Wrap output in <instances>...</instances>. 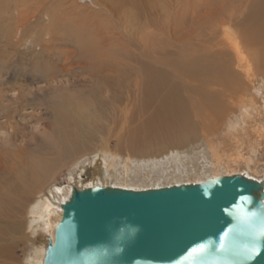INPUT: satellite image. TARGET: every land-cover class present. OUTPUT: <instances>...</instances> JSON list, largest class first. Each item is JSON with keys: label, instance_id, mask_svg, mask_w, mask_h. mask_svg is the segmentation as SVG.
I'll use <instances>...</instances> for the list:
<instances>
[{"label": "bare ground", "instance_id": "obj_1", "mask_svg": "<svg viewBox=\"0 0 264 264\" xmlns=\"http://www.w3.org/2000/svg\"><path fill=\"white\" fill-rule=\"evenodd\" d=\"M88 1L93 2V0H88ZM149 1L153 6L150 7L152 12L149 13V10L147 9L146 11L148 13L146 14L144 13L140 16L137 13L136 8H133L131 10L130 9L127 10V8H125L126 11H123L124 14L121 17L119 15L120 19L118 20L117 28H121L123 30L122 27H124V30L132 29V31L137 32L136 35L138 36V44L140 45L141 48L140 56L144 58L147 53L148 56L152 55L153 59L155 60L154 62L155 65H161L167 67L171 71V73L174 74L175 78L180 81L182 86L172 81L171 79H174V77H172V75L169 73L168 75V74H164L161 71L152 70L154 66H152L153 67L152 69L145 68L144 64L146 62L142 65L144 66V69H142L139 74L138 73L134 74L133 68L132 69L129 68L128 70L125 71L122 70L121 67H119L120 64H118V62H116L115 65L111 63L112 65L109 66L107 64L108 60L106 61V59L107 58L111 59L113 57V53L116 51L118 52V50L120 49L119 47L118 50L116 49L118 43H116L115 41L116 39L113 38V36H115L114 35L115 33L113 35L111 33L106 38H104L106 35L104 37L102 36L99 37L100 31L101 30L103 31L104 29L100 30V28L98 27L99 29H95V31H93L92 29L96 27V25L93 24L94 21L89 22V20L84 21L83 19H82L83 21L80 19L83 23L81 21L80 22L75 21L77 23L73 24L72 26L73 29H71L73 31L70 32H68L67 30L66 31L68 32L67 34L69 37H74L76 39V40L74 39L75 40L74 45L78 44L77 46L79 47V53H77L76 55L75 53L73 54V52L66 53L65 62L66 64L69 63L70 66L63 67L61 72L67 74L68 72H71L72 69H76L78 67L79 70L87 71L86 75L88 77V80H90L91 83L97 85V89L99 91L98 92L99 98L101 99V102L104 105L103 111L106 116L104 117L91 116L85 119H80L78 113H75L76 115L74 117L78 119L76 120L72 119L71 122L66 121L64 117L60 119L58 116L55 120L61 121L62 126H71L73 128L72 132L68 130L67 133H71L72 135L81 137L83 133L89 134L87 133V131L94 130V132H97L99 141L106 144V139L103 138L104 134L99 133L98 130L100 129L101 126L103 127L104 123H107L109 121L110 122L120 121V117H117L122 112L118 110V108H120V106L123 104L120 98V95H122L123 92L121 93L120 90L128 89L131 86L132 82H134L135 84V85L133 84L135 87V90H133L134 94H137V96L135 95L134 98L139 97L138 99H140L141 101L140 104L143 103L142 110L147 108L148 103L146 102H150L155 99H160L159 104L156 105L154 111H155V117L159 120V123H161L162 126L170 125L167 124L168 119L170 117H177V116L181 117L180 126L187 125V121L185 120V117H183L182 115L186 114L187 108L190 104L194 118L200 120L201 131L202 132L205 130L210 131V128H215V126L212 127L213 123H209V122H208L209 124L206 123V121H209V116H210L207 112L208 111L207 109L209 108V104H211L212 106L217 101L219 102L220 106L226 107L227 105L223 104V99L224 98L229 99L230 98L229 93H231V91H235L236 93L237 90L241 87L239 80V76L241 77V73L243 74V78H246V80H249L250 76L254 77L255 75L252 74L253 71L251 69L253 68H251V65H249V61H248L249 58L248 60L246 59L244 51L242 50V48H240V46L245 47L246 45V47L250 50V52L252 50L251 55L256 60L257 62L256 66L260 70L261 72L260 74H262V78L264 79V0H255L253 2V7H251L247 12V14H245L246 16L244 17V20H242V24L240 26L241 27L240 31L242 35V44L233 43V42L231 43L230 47H232L236 59L233 61L234 63L231 62L230 59H227L229 55L227 52L224 51L225 44L223 41H221V37L219 40L217 36L214 35V30L218 28V26L220 28V24L230 22L232 20L233 15L237 11H240L237 10V8H236L237 11L234 13L232 12V10L229 11L228 7L230 5L229 6L226 5V1L228 0H217V1L215 0V6L217 7V9L214 13L213 11L210 10L206 11L205 13H202L200 11L201 13H199L197 9L198 7H200V3L202 2L198 0L197 2H195L194 0L195 2L194 4L192 0L191 1L190 0H149ZM205 1L208 2L207 0ZM132 3L137 7V4L134 3V1H132ZM119 5L120 4H118V6ZM104 12H106L111 17H113V15H118L119 13H121L120 9L118 10V7H115L114 5L112 6V8L110 7V9L104 8ZM58 13L64 15L65 12L64 13L58 12ZM101 13L103 14V12ZM101 13L99 12V15ZM239 17L241 18V16L238 15L236 19H238ZM91 20L94 19L92 18ZM65 23L66 22H64L63 24L65 25ZM99 23L100 21L98 22V24ZM114 23L117 22L114 21ZM58 24L60 25V23ZM235 25L236 24H234V26ZM111 28L114 29L113 27ZM151 28L153 29L158 28L156 30L161 31L160 37L162 38L167 34L168 38L166 39L168 41L163 40L162 38L161 39L154 38V34H152L151 32L149 33V30ZM88 32L89 35H87ZM105 32L106 30L104 31V33ZM131 33L132 32H130L129 35H131ZM156 33L158 34L159 32L157 31ZM236 35L237 34H235V36ZM174 36H178V37H174ZM120 44L121 43H119V45ZM175 44H176L175 48L177 49L176 59L171 60L165 58L162 62L161 60L159 59L157 60L155 58V56L166 54L169 48H172V46ZM66 46L67 45H65V48ZM126 46H128V44ZM112 49H115L116 51L114 50L113 52ZM137 52H139V50ZM173 52L175 51L173 50ZM231 56L232 55H230V57ZM73 58L76 59V62H71V59ZM66 64L64 66H68ZM123 64H125V62ZM123 64H121L120 66H122ZM98 65L99 68H97ZM125 65H127V63ZM87 67H89V69ZM127 73H129L130 75L125 76ZM258 77L259 76H257V78ZM246 80H245L246 83L244 84L247 85ZM248 82L250 83L251 81ZM261 83H263L261 84L262 86L260 85L258 89L257 88L254 89L256 94L255 96L260 95L261 97V94L264 95V80ZM47 87L49 88L50 85H48ZM181 91L185 92V94L188 96L187 99H184V97L181 96ZM128 92L131 91L128 90L126 94ZM237 94L238 93H236L235 95ZM195 95H201L202 97H204L202 102H199L197 98L194 97ZM232 95L233 94L231 93L230 96ZM255 96L252 98L250 95V98H248L250 99V102L249 101L247 103L243 102L242 106L240 104L241 102L238 101L239 109H236L235 111L239 112V116L236 119L233 118V120L229 119L230 122L228 124L226 123L227 124L225 126L226 132L224 135L226 137V141L230 143L234 149L233 151L234 153H231L230 155L227 156L225 155L227 159H222L218 154V150L216 146L214 147V144L216 142L218 141L220 142L224 139V138L222 139V137H218L221 133L219 129L216 130L217 134L214 135L215 136L214 138H217V140H215L216 142L213 140L209 141L210 139L213 138L212 135L210 134L209 136L205 135L207 137L206 140L204 141L206 147L202 151L194 153V155L188 154L185 156H180L174 154V151H172L171 153H168L166 157L163 159L158 157L150 158L148 157L149 154H147L148 158H139V157H144V155L146 156L147 152L145 151H147V149H145L142 146L137 147V148H141L139 150L135 149V151H140L141 154V155H137L130 152L132 151V149L131 147H129L130 150H128L127 148L126 150H128V152L130 153V155L128 156L130 157V159L129 158L125 159L124 161L126 162L124 164L121 162L123 164L121 166L120 162L118 161V158H116L118 156L110 158V156H107V152H106L107 150L105 149L102 150V152L105 157L104 160H106V162L108 161L107 163L109 170L107 171L105 170L106 171L105 174L103 173L101 168L96 183H91L87 185V187L85 188H77V189L78 190L89 189L92 187L99 186V187H113V188L141 191V190H147L153 188L158 189V188L178 186V185L199 184L207 181L208 179H215L223 176L232 177L236 175H243L249 179H253L258 182L262 181L264 184V102L260 105L259 103H257L258 101H256L258 97L256 98ZM32 97L33 94L30 91L26 92V90L22 88H18L17 90L7 89V91L0 90V118L3 120L2 122H0L1 145H7L8 147L9 146L11 147L12 144L16 145V143L20 144L22 142L20 137L26 138L25 135L26 133L24 129L21 128V124L19 125V120L17 118L18 117L19 119L21 118L20 116L22 112L23 114H25L27 112L26 110L32 109L29 107L30 105L32 106L31 104V100L33 99ZM238 97L239 96L237 95V98ZM233 98L236 99L235 96ZM129 100H132L130 94L127 97L128 102ZM136 100L137 99H134V102ZM231 102L232 101H230V104L233 105V102L235 103L236 101H233L232 103ZM125 103L127 104V102ZM233 106H235V104ZM127 107L128 106H125L124 110H128ZM216 109L217 108H215V110ZM216 111L217 113L218 111L219 113H222L221 108H218ZM232 112H234V110ZM122 113H126V112H122ZM125 118H126V114L124 115V118H122L123 124H125L126 122ZM124 128L125 126L122 127L121 130H124ZM79 130H81L83 133ZM188 132L194 133L192 129H188ZM108 134L110 133H107L106 135ZM135 134L136 133L133 131V133H131V136L129 138L131 143L128 144L131 146H134L133 140ZM189 134L190 133L183 135L184 142L186 144L191 142L190 139H188ZM59 136L60 138L56 140L57 142L56 146L57 148H59V153H58L59 155L57 159L60 160L62 157H64V154L67 156L68 154L74 152V150L70 148L72 144L67 142V140L73 142L74 139L77 140L78 138L72 139L68 135L66 138H64V136H61L60 133ZM201 136L204 135L202 134ZM63 142L66 143L61 146L58 145V144H62ZM181 143H183L182 140L178 141L177 144L175 145L179 146ZM223 143L224 140L220 142L217 147L219 148V146L222 145ZM170 144L174 145L173 143ZM40 150L41 151L38 153L39 155L38 157L33 156L32 158H30V161L27 160L23 161L24 154L21 153L25 152L24 146L23 149H21L19 152H14L8 148L0 149V175H3L1 178L4 177V174H10L9 177L5 176L4 178L7 180H5L3 184H0V196H5L7 194L9 200L11 194H14L16 197L17 194L20 196L21 191H23L28 186V190L29 189L39 190L38 192L36 191L34 194L35 196H33V198L34 199L36 198V200L39 198L36 196L38 194L40 195V191L42 190L44 184L51 183L53 176L56 175V173L58 172V171L56 172V170L54 169L55 166L53 165V163L50 162L51 158L48 159L47 157L42 155V152H44L46 156L48 152L51 154L54 153L55 148L49 147L48 149V148L40 147ZM94 150L96 151L97 148ZM153 159L154 160L158 159L159 161L158 162L150 161ZM5 163H9V164H5ZM105 165L107 166V164ZM72 189L73 187H70V184H67L65 186H59L55 188L54 191L51 193L52 201L49 200L48 198H44V199L39 198L36 205L34 203V205L31 206V208H29L28 215L30 216L31 219L30 221L31 224L30 223L29 224L31 225L30 228L32 227L31 229L32 234H36L37 230H39V228L41 227L42 232L46 236V244L43 245L42 247H38V248L35 247L36 251L33 252L30 256H28L27 259H25L26 262L25 264H42L44 257V250L46 248L47 241L48 239L53 240L55 228L61 220L62 210L60 206L64 204L66 201H68ZM33 240L34 239L31 238L30 242Z\"/></svg>", "mask_w": 264, "mask_h": 264}, {"label": "rangeland", "instance_id": "obj_2", "mask_svg": "<svg viewBox=\"0 0 264 264\" xmlns=\"http://www.w3.org/2000/svg\"><path fill=\"white\" fill-rule=\"evenodd\" d=\"M132 1H134V3L137 4V7L132 3ZM198 1L202 2L200 3V7H198L197 9L199 13L201 12L205 13L208 10L213 11L214 13L217 9V7L215 6V0H207L208 2H206L205 0L204 2L203 0H198ZM254 1L255 0L226 1V5L231 6V7L226 6L228 7L229 11L232 10V12L234 13L237 10H240L241 12L237 11L235 13L236 16L235 14L233 15L232 17L233 21L232 20L230 21L232 23L226 21L228 23L220 24V28L218 26V28L214 30V35L217 36L219 40L221 37V41L224 42L225 44L224 51L228 53L229 56L227 59H230L231 62L236 60L232 47H230L231 43L233 42V43L242 44V35L240 31L241 28L240 26L242 24V20H244V17L246 16L245 14H247L249 9L253 7ZM192 2L194 4L195 2H197V0H195V2L194 0H192ZM118 4L120 5L118 6ZM113 5L115 7H118V10L120 9L121 13H119L118 15H113V17H111L106 12H104V8L110 9V7L112 8ZM150 7L153 6L151 5L149 0H115V2L114 0L112 1L93 0V2H89L88 0H79V1L77 0H32V1L31 0H0V90L7 91V89L17 90L18 88H22L26 90V92L30 91L33 94L32 97L33 99L31 100L32 106L31 105L29 106L32 109L26 110L27 114L26 113L23 114L22 112L23 115L21 114L20 116L21 118L20 119L19 117L17 118L19 120V125L21 124V128L24 129L26 133L25 134L26 138L28 140L26 138L20 137L22 142L20 144L16 143L18 147L15 144H12L11 147L0 144V149L8 148L14 152H19L21 149H23L24 146L25 152L21 153L24 154L23 161L26 160L30 161V158H32L33 156L35 157L39 156L38 153L41 151L40 147L48 148V149L49 147L55 148L54 153L51 154L48 152L46 156L44 152H42V155H44L48 159L51 158L50 162L53 163V165L55 166L54 169L56 170V172L57 171L58 172L56 173V175L53 176L51 183L44 184L42 190L40 191V195L38 194L36 197H39L41 199L48 198L49 200L52 201L51 193L54 191L55 188L59 186H65L67 184H70V187L73 188H85L87 187V185L91 183H96L100 169L102 168L103 173L109 170L107 163L108 161L106 162V160H104L105 157L102 152V150L105 149L107 150L106 151L107 156H110V158L118 156L116 158H118V161L120 162L121 166L126 162L124 161L125 159L127 158L130 159V157H128L130 155V153L128 152V150H130L129 147H131L132 149V151L130 152L137 155H141L140 151H135V149L137 150L141 149L137 147L142 146L145 149H147V151H145L147 152L146 156L144 155V157H139V158L158 157L163 159L166 157L168 153H171L172 151H174V154L180 156H185L188 154L194 155V153L200 152L206 147L204 141L207 138L206 136H209V134L213 136V138L210 139L209 141L217 140V138H214L215 137L214 135L217 134L216 130L219 129L221 133L218 137H222V139L224 138L223 140L225 143V145L223 143L218 148L217 147L218 144L223 140L220 142L218 141L219 143L215 141L216 143L214 144V147L216 146L219 156L222 159H227L226 157L227 155L234 153L233 146L226 141V137L224 135L226 132L225 126L230 122L229 119L233 120V118L236 119L239 116V112L235 111L236 109H239L238 101L241 102L240 103L241 106L243 105V102L244 103H247L248 101L250 102V99L248 98H250V95L252 98L256 95L254 89L256 88L258 89L259 86L263 84L261 82H263L264 80L262 78V74H260L261 73L260 70L256 66L257 65L256 60L251 55L252 50L250 52V50L246 47V45L245 47H241L240 45L239 46L244 51L246 59L248 60L249 58L248 60L249 65H251V68H253L251 70L255 72V73L252 72V74L255 75L254 77L250 76V79L246 80V78H243V74L241 73V77L239 76V80L242 88L240 87L239 88L240 90L238 89L236 92L238 93L237 95L240 98L239 97L237 98V95H235L236 94L235 91H231V93L233 94L232 96L233 97L235 96L236 99L230 96L231 93H229L230 98L223 99V104L227 105L226 107L220 106L219 102L217 101L212 106L211 104H209V108L207 109L208 110L207 112L210 116H209V121H206V123L207 124L213 123L212 127L215 126L216 129L210 128V131L205 130L202 132L200 120L194 118L190 104L187 108L186 114L182 115L183 117H185V120L187 121V125L180 126L181 117L177 116V117H170L168 119L167 124L170 125L162 126L161 123H159V120L155 117V111H154L156 105L159 104L160 99H155L153 101L146 102L148 103L147 108L142 110L143 103L140 104L141 101L140 99H138L139 97L134 98L135 95L137 96V94H134L133 91L135 90L134 82H132L130 86L131 88L129 87L130 89L128 88L125 90L123 89L120 90L121 93L123 92V94L120 95V98L124 105L122 104L120 108H118V110L126 113L121 112V114L117 116L120 117V121L118 122L109 121L107 123H104L103 127L101 126L100 129L98 130L99 133L104 134L103 138L106 139V144L99 141L97 132H94V130L87 131V133L89 134H84L81 130H79L83 134L81 137H78L76 135H72L71 133H67L68 130L72 132L73 128L71 126H62L61 121L55 120L59 116L60 119L64 117L66 121L71 122L72 119L73 120L78 119L74 117L76 115L75 113H78L80 119H85L91 116L94 117L106 116L103 111L104 105L101 102V99L99 98V93H98L99 91L97 89V85L91 83V81L88 80V77L86 75L87 71L79 70L78 67L76 69H72V71L68 72L67 74L61 72L63 67L70 66L69 63L66 64L65 62L66 53L73 52V54L75 53V55L79 53V47L77 46L78 44L74 45L76 39L74 37H69L67 33L73 31L71 29H73L72 27L73 24L77 23L75 21L80 22L82 19L84 21L89 20V22H93V21L95 22V23L93 22V24H95L96 27L92 29L93 31L99 28L100 30L104 29L103 31L102 30L100 31L99 37L101 36L104 37L106 35L104 37L106 38L111 33L112 35L115 33L114 34L115 36H113V38H115L116 43H118L116 49L117 50L119 48L120 49L118 50V52L115 49H112L113 52L114 50L116 52L113 53V57L111 59L109 58L106 59V61L108 60L107 64L109 66H111L112 64L115 65L116 62H118V64L120 65L125 62V64L127 63V65L123 64L122 66L119 65V67H121V69L124 71L128 70L129 68L131 69L133 68L134 74L137 73L139 74L140 71L144 69V66L145 68H151V69L153 68L152 66H154L152 70L161 71L164 74H168V73L171 74L172 77H174V79L171 78L170 79L182 86L180 81L175 78L174 74H172L167 67L161 65H155L154 63L155 60L153 59L152 55L148 56L147 55L148 53L147 54L145 53L146 56L144 58L140 56L141 48L140 45L138 44V36L136 35L137 32L132 31V29L124 30V27H122L123 30L121 28H117L118 20L124 14L123 11H126L125 8H127V10L136 8L137 13L141 16L144 13L145 14L148 13L146 11L147 9L149 10V13L152 12ZM58 12L60 13L65 12L64 13L65 17L63 14H59ZM99 12L100 13L103 12V14L101 13L99 15ZM238 15L241 16V18L239 17L238 19H236ZM91 17L94 20H91L92 19ZM99 21L100 23L98 24ZM114 21H116L117 23H114ZM64 22H66L65 25L63 24ZM58 23H60V25ZM234 24H236L235 25L236 28ZM111 27H113L114 29H112ZM63 28L65 29V31ZM111 29L113 32L111 31ZM156 29L158 28H154V29L151 28L149 30V33L151 32L152 34H154V38L161 39L162 38L160 37L161 31ZM105 30L106 32L104 33ZM128 31L132 32L131 33L132 36L129 35L130 32ZM157 31L160 34L159 33L157 34L156 33ZM235 34L237 35L235 36ZM87 35H89V32ZM135 36L137 39L135 38ZM174 37H178V36H174ZM166 38H168L167 34L162 39L168 41ZM233 39L237 41L235 42ZM119 43L121 44L119 45ZM127 44L129 47L126 46ZM65 45H67L68 47L66 46L65 48ZM175 46L176 44L173 45L172 48H169V50H171L172 52L167 49L168 51L166 54L155 56V58L157 60L158 59L161 60L162 62L165 58L171 60L176 59L177 49L175 48ZM138 50L139 52H137ZM173 50L175 52H173ZM230 55L232 56L234 55V56L230 57ZM71 62H76V59L75 58L71 59ZM65 64L68 66H64ZM143 64L144 66H142ZM87 68L89 69V67ZM97 68H99V65L97 66ZM127 75L130 74L127 73L125 76ZM257 76L259 77L257 78ZM245 80L247 81V85L244 84L246 83ZM248 81L251 82L249 83ZM48 85H50L49 88L47 87ZM128 90L131 91L128 93L131 95V99H132L129 100V102L127 101V97L129 94L128 93H127L128 95L126 94ZM240 93H243L245 96ZM239 94L242 96V98ZM181 96L184 97V99L188 98V96L185 94L184 91H181ZM194 97L197 98L199 102H202V100L204 99V97H202L201 95H195ZM244 97L247 98L245 99ZM255 97L256 98L258 97L257 98L258 100L256 99V101H258L257 103H259L260 105L264 102V95L261 94V97L260 95ZM134 99L137 100L134 102ZM230 101L232 102L236 101L235 103L233 102V105L235 104V106L238 107L236 108L235 106L230 104ZM125 102H127V104ZM125 106H128L127 107L128 110H124ZM215 108L217 109L221 108L222 113H219V111L217 113L216 111L217 109L215 110ZM233 110L235 114L237 113L236 115L234 114V112H232ZM125 114H126V118H125L126 122L125 124H123L122 118H124ZM2 121L3 120L0 118V122ZM215 123L218 125H216ZM124 126H125L124 130H121V128ZM188 129H192L194 133L188 132ZM133 131L136 134L133 140L134 146H131L128 143H131L129 138L131 136V133H133ZM59 133L61 136H64V138H66L67 135L72 139L78 138L77 140L74 139L73 142L67 140V142L72 144L70 148L73 149L74 152L68 154L67 156L64 154V157H62L60 160L57 159L59 155L58 154L59 148H57L56 146L57 144L56 140L60 138ZM107 133L110 134L106 135ZM187 133H190L188 139H190L191 141L188 144L184 142V136H183ZM201 133L204 136H201L202 135ZM180 140H182L183 143H181L179 146L175 145ZM65 143L66 142H63L62 144H58V145L61 146ZM170 143H173L174 145ZM96 148L97 150L95 151L94 149ZM126 148L128 150H126ZM147 154H149V156ZM150 161L158 162L159 160L153 159ZM5 164H9V163H5ZM98 164L100 165V167ZM105 164H107V166ZM9 175L10 174H4V177L5 176L9 177ZM2 176L3 175H0V184H3V182L7 180L4 177L1 178ZM36 191L38 192L39 190H31V189L28 190V186H27L23 191H21L20 196L17 194L16 197L14 194H11L9 200L7 194L5 196H0V264H25L26 263L25 259H27L28 256H30L33 252H35L36 248L42 247L43 245L46 244V236L42 232L41 227L39 228V230H37L36 234H32L31 231L32 227L30 228L31 219L30 216L28 215V211L29 208H31V206H33L34 203L36 205L37 201L39 200V198L37 200L36 198L35 199L33 198V196H35L34 194ZM31 238L34 240L30 242Z\"/></svg>", "mask_w": 264, "mask_h": 264}, {"label": "water", "instance_id": "obj_3", "mask_svg": "<svg viewBox=\"0 0 264 264\" xmlns=\"http://www.w3.org/2000/svg\"><path fill=\"white\" fill-rule=\"evenodd\" d=\"M42 264H85L141 231L115 264H264V184L243 175L141 191L73 188Z\"/></svg>", "mask_w": 264, "mask_h": 264}, {"label": "clouds", "instance_id": "obj_4", "mask_svg": "<svg viewBox=\"0 0 264 264\" xmlns=\"http://www.w3.org/2000/svg\"><path fill=\"white\" fill-rule=\"evenodd\" d=\"M140 231L139 226H130L126 229V239L120 246L115 248L107 246L94 247L91 251H86L85 255L88 260L85 264H115V261L122 255L126 244L133 241Z\"/></svg>", "mask_w": 264, "mask_h": 264}]
</instances>
